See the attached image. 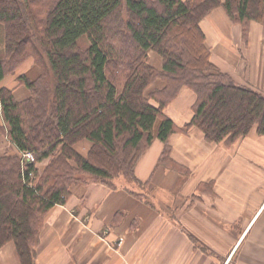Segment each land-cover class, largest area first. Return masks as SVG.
<instances>
[{
  "label": "trees",
  "instance_id": "1",
  "mask_svg": "<svg viewBox=\"0 0 264 264\" xmlns=\"http://www.w3.org/2000/svg\"><path fill=\"white\" fill-rule=\"evenodd\" d=\"M217 7L243 37L251 21L264 25V0H0V81L28 57L39 68L34 80L18 77L25 100L0 88V135L34 159L0 155V248L11 241L20 264H33L44 216L70 187L140 185L134 167L155 138L159 164L187 175L170 158L172 134L195 128L207 143L232 144L264 133V95L210 62L199 22ZM182 87L195 102L179 128L163 110ZM81 140L91 143L85 156Z\"/></svg>",
  "mask_w": 264,
  "mask_h": 264
},
{
  "label": "crops",
  "instance_id": "2",
  "mask_svg": "<svg viewBox=\"0 0 264 264\" xmlns=\"http://www.w3.org/2000/svg\"><path fill=\"white\" fill-rule=\"evenodd\" d=\"M199 26L210 62L264 95V25L251 21L243 37L217 7ZM28 65L0 81L18 102L29 97L18 83L21 74L28 78ZM194 102L195 94L182 87L163 112L182 128ZM81 144L75 149L87 154L91 143ZM169 145L171 160L187 175L159 164L164 144L155 139L134 167L137 181L148 184L147 198L98 182L72 185L67 202L44 216L33 264H264V133L253 129L232 144L207 143L190 128L172 134ZM4 153L19 151L0 135ZM0 264H20L13 242L0 248Z\"/></svg>",
  "mask_w": 264,
  "mask_h": 264
},
{
  "label": "rangeland",
  "instance_id": "3",
  "mask_svg": "<svg viewBox=\"0 0 264 264\" xmlns=\"http://www.w3.org/2000/svg\"><path fill=\"white\" fill-rule=\"evenodd\" d=\"M233 24H235V23H233ZM250 24V23H249ZM242 31V30H241ZM248 31H249V26H248ZM1 35H2V33H1ZM2 50H3V42L2 41H0V54L2 53ZM150 52V58H148L149 59V64L150 65H152L153 67H155V68H159L160 67V65H161V58L159 57V55L158 54H156L154 51H149ZM25 62H28L29 63V65L25 68V70H28V72L30 73L29 74V76H28V79H30V80H34L36 77H37V75L39 74V68L34 64V60H33V58L32 57H28V58H26V59H24L23 61H22V63L20 64V65H22L23 63H25ZM233 63V62H232ZM20 65L19 66H17V68L16 69H18L19 67H20ZM51 79L50 78H48L47 79V82L49 83V81H50ZM157 82H160V81H156L155 82V84L153 85V86H156L157 85ZM51 84H52V81H51ZM156 140H159V139H157V138H155ZM154 139V140H155ZM82 141L83 140H81L80 142H78L79 143V145H77V147H76V149L77 150H79V151H81V148H80V146H83V144H81L82 143ZM87 141V140H86ZM75 145V146H76ZM81 154V153H80ZM84 156L86 155V153H82ZM19 156V155H18ZM32 163V162H31ZM37 165V164H36ZM129 184V183H128ZM126 185V184H125ZM126 186H128V189H125L123 186H122V184H120V185H118V187L116 188V189H120V190H124V191H126V192H134V194L135 195H138V196H140V197H148V195H149V189H148V184H140V185H136V184H133V183H131V184H129V185H126ZM39 234V233H38ZM36 242H37V238H36ZM35 242V243H36Z\"/></svg>",
  "mask_w": 264,
  "mask_h": 264
},
{
  "label": "built area",
  "instance_id": "4",
  "mask_svg": "<svg viewBox=\"0 0 264 264\" xmlns=\"http://www.w3.org/2000/svg\"><path fill=\"white\" fill-rule=\"evenodd\" d=\"M20 159H22L23 163L26 165L34 160L31 153H20Z\"/></svg>",
  "mask_w": 264,
  "mask_h": 264
}]
</instances>
